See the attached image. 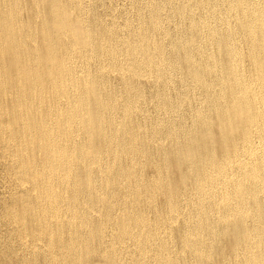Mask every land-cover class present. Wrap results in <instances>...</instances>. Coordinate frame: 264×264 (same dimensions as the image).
<instances>
[{
    "label": "bare ground",
    "instance_id": "6f19581e",
    "mask_svg": "<svg viewBox=\"0 0 264 264\" xmlns=\"http://www.w3.org/2000/svg\"><path fill=\"white\" fill-rule=\"evenodd\" d=\"M114 1L0 0L16 261L204 264L231 221L235 264H264L245 223L264 190V0Z\"/></svg>",
    "mask_w": 264,
    "mask_h": 264
},
{
    "label": "rangeland",
    "instance_id": "374dc122",
    "mask_svg": "<svg viewBox=\"0 0 264 264\" xmlns=\"http://www.w3.org/2000/svg\"><path fill=\"white\" fill-rule=\"evenodd\" d=\"M114 3L116 4H120V2L118 0H115ZM113 3V4H114ZM113 4L111 5L112 8H114ZM126 4V2H125ZM127 7V5H126ZM100 12H99V11ZM97 12L102 15L103 13L101 12L100 9H98ZM175 91H178L179 89V85L175 84ZM146 93V94H145ZM172 92H170L171 94ZM144 94L146 95V101H145V104L143 105V108L147 111H152L153 112V106H154V103H152L150 100H149V96H150V91H149V87L145 88V91H144ZM173 94V93H172ZM171 94V95H172ZM174 95V94H173ZM194 103V102H193ZM193 103H190V104H193ZM189 104V106H191ZM150 106H151V109H150ZM189 106H186L185 107V113L184 112H179L182 113L184 115V117H188V108ZM149 107V108H148ZM150 109V110H149ZM178 114V115H179ZM145 124H149L147 121L145 122ZM148 127H151L149 125H147ZM240 135L239 134H236L234 136V143L236 146H239L241 144V139L239 137ZM239 143V144H238ZM238 144V145H237ZM171 160L170 161H174V156L173 155H170L168 156ZM4 160L3 159H0V213L2 214V212L5 210L7 204L5 201L6 198L4 197L5 193H4V189L7 187L6 185H8L6 183V181H4L3 179V176H4ZM152 171V167L150 165H146L144 167V174H150ZM189 178L186 180V185L183 184V185H180L178 187V192L175 194L176 197L178 196L179 193H190L192 191V182H193V177L192 176H188ZM264 186V179L261 181V186ZM185 187V188H184ZM190 191V192H189ZM259 195V196H258ZM258 204H257V212H255V209L252 208L251 209V212L247 213L245 215L246 219H245V223L247 225V227L250 228V226H252L253 224H257L256 228L258 229V231L261 233V236H263L264 238V190L263 191H260L258 194ZM154 199H155V202L157 204V206L161 207L164 203V200L161 196V194L157 193L155 194L154 196ZM260 199V200H259ZM261 202V203H260ZM256 204H253L252 207H255ZM261 213H259V211ZM255 212V213H253ZM154 211L153 210H150V214H153ZM0 214V217L2 216ZM256 214V215H254ZM259 214V215H258ZM258 215V216H257ZM259 218V221L256 222V217ZM253 217V218H252ZM248 218V219H247ZM255 218V219H254ZM255 220V221H254ZM228 224L225 225V228L220 231V233H216L215 236H212L211 238V241H210V244H211V247H212V253L211 255L205 259L204 261V264H218L219 262L225 260L227 261L228 259V263L229 264H235V259H234V253L231 249H229L228 247V244L230 242V237H231V234L234 232V228H235V225H233V222H227ZM7 224V225H6ZM240 225V224H238ZM242 225V224H241ZM243 226V225H242ZM241 226V227H242ZM261 226V227H260ZM262 228V229H261ZM262 231V232H261ZM224 233V235H223ZM220 234V235H219ZM218 236V237H217ZM214 237V238H213ZM5 239V240H4ZM215 239V241H214ZM3 241V243H2ZM89 241L91 242V244L93 245H96L98 243L97 239L95 237L89 239ZM264 241V239L262 240ZM261 241V244H259V249L260 251L262 252L263 256H264V243H262ZM214 242V243H213ZM4 244V245H1ZM213 244V245H212ZM226 245V247H225ZM4 246H6L4 248ZM2 247V248H1ZM237 248H239V250H243L242 248H244V243L243 241H240L238 242V244L236 245ZM4 248V249H3ZM13 248V250H12ZM2 249V250H1ZM12 250V251H11ZM225 250V251H224ZM229 250V251H228ZM6 251V252H5ZM229 252V253H228ZM22 253V249H20V245L17 244L16 242H13L12 238H11V235L9 234L8 232V223H6V220L2 217L0 218V264H18V262L16 261L17 260V256L19 254ZM186 254H188V252H186ZM213 254V255H212ZM17 257V258H16ZM37 264H40L37 262Z\"/></svg>",
    "mask_w": 264,
    "mask_h": 264
}]
</instances>
